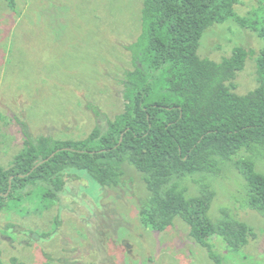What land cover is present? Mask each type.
Wrapping results in <instances>:
<instances>
[{"label":"rangeland","instance_id":"374dc122","mask_svg":"<svg viewBox=\"0 0 264 264\" xmlns=\"http://www.w3.org/2000/svg\"><path fill=\"white\" fill-rule=\"evenodd\" d=\"M237 17L264 21V0H235ZM12 11L0 0V168L8 169L25 149L26 132L56 140H83L96 127L97 107L110 119L124 109V74L132 69V45L142 32L144 0H16ZM264 42L236 19L208 30L199 54L222 62L236 47L250 52L235 91L255 90L257 59ZM245 156V157H244ZM251 159L264 173V145L242 150L211 174L174 178L187 198L203 185L216 192L210 210L219 222L228 209L254 232L231 249L221 237L209 240L220 264H264V216L247 201L237 169ZM60 201L44 188L12 200L0 212V264H218L207 247L177 217L165 231L146 227L143 200L150 198L143 175L125 167L122 189H104L73 172ZM38 239V240H37Z\"/></svg>","mask_w":264,"mask_h":264},{"label":"trees","instance_id":"16d2710c","mask_svg":"<svg viewBox=\"0 0 264 264\" xmlns=\"http://www.w3.org/2000/svg\"><path fill=\"white\" fill-rule=\"evenodd\" d=\"M7 2L15 12L16 0ZM235 6V0H144L142 32L128 47L132 69L121 81L123 111L110 119L89 104L97 124L83 140L26 132L24 151L10 168H0V212L42 188L59 202L75 171L118 191L128 184L125 167L132 165L150 193L141 206L146 227L162 232L180 217L218 264L211 238H223L231 249L246 246L254 232L228 209L219 222L211 220L216 196L211 186L187 198L174 183V178L211 174L242 150L264 145V44L257 59L258 86L247 95L235 91V80L250 52L236 47L222 62L199 54L205 33L230 19L243 27L252 24L264 42V21L237 17ZM236 167L246 180L248 205L264 216V173L251 159Z\"/></svg>","mask_w":264,"mask_h":264}]
</instances>
